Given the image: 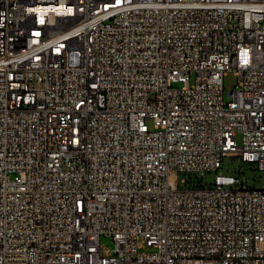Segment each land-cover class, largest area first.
<instances>
[{
	"label": "built area",
	"instance_id": "obj_1",
	"mask_svg": "<svg viewBox=\"0 0 264 264\" xmlns=\"http://www.w3.org/2000/svg\"><path fill=\"white\" fill-rule=\"evenodd\" d=\"M0 264H264V0H0Z\"/></svg>",
	"mask_w": 264,
	"mask_h": 264
},
{
	"label": "rangeland",
	"instance_id": "obj_2",
	"mask_svg": "<svg viewBox=\"0 0 264 264\" xmlns=\"http://www.w3.org/2000/svg\"><path fill=\"white\" fill-rule=\"evenodd\" d=\"M235 83H236V76L233 74V72H228L223 78L225 100L229 99V97L227 96V93L229 91H231L232 89H234ZM236 141H237L238 144H241L242 136H241L240 133L236 134ZM225 163H228V165L231 166V167H235L236 166V163L233 162L232 160H229L228 162H226V160H225ZM222 171L226 172L224 169ZM213 174L214 173L205 174L207 183L211 182V179H212L211 177H212ZM261 184H262V180L260 181V185ZM207 185H209V184H207ZM101 245L102 246H112V242H111V240L109 238L102 237L101 238Z\"/></svg>",
	"mask_w": 264,
	"mask_h": 264
}]
</instances>
